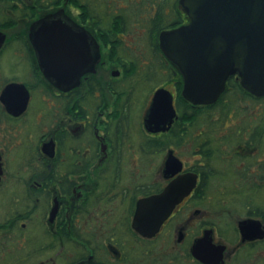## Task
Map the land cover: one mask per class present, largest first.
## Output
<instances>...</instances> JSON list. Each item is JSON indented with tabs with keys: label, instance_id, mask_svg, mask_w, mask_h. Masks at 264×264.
Here are the masks:
<instances>
[{
	"label": "flooded vegetation",
	"instance_id": "af4514ba",
	"mask_svg": "<svg viewBox=\"0 0 264 264\" xmlns=\"http://www.w3.org/2000/svg\"><path fill=\"white\" fill-rule=\"evenodd\" d=\"M171 1L0 0V264L13 254L15 264H264V106L256 103L264 97L250 93L256 104L245 118L196 115L221 98L187 101L180 69L167 64L166 84L141 101L128 82L136 71L119 61V44L149 59L154 52L139 43L158 38L161 50V33L189 24ZM160 10L172 19L155 35ZM89 36L97 63L83 60ZM107 63L115 67L103 77ZM84 65L71 87L48 76ZM160 89L172 93L176 115L151 131ZM187 176L196 183L160 230L138 232L140 202ZM206 234L207 263L195 254ZM24 246L31 252L19 261Z\"/></svg>",
	"mask_w": 264,
	"mask_h": 264
},
{
	"label": "water",
	"instance_id": "95a60500",
	"mask_svg": "<svg viewBox=\"0 0 264 264\" xmlns=\"http://www.w3.org/2000/svg\"><path fill=\"white\" fill-rule=\"evenodd\" d=\"M180 5L190 22L161 33L160 48L183 75L184 99L195 105L215 104L236 75L246 91L264 97V0H180ZM89 40L93 44L84 47L83 60L97 63L100 49L90 36ZM88 67L84 65L78 74L48 76L59 87H71ZM175 115L172 93L158 90L146 119L149 130L165 131ZM153 123L160 125L151 128ZM196 179L181 177L162 195L140 202L135 229L145 236L155 235ZM209 247L214 248L213 240L206 234L196 243L197 258L207 263L202 251Z\"/></svg>",
	"mask_w": 264,
	"mask_h": 264
},
{
	"label": "trees",
	"instance_id": "16d2710c",
	"mask_svg": "<svg viewBox=\"0 0 264 264\" xmlns=\"http://www.w3.org/2000/svg\"><path fill=\"white\" fill-rule=\"evenodd\" d=\"M166 5H169L171 2L166 3ZM171 5V4H170ZM172 6V5H171ZM163 8L165 6L163 5ZM166 9V8H165ZM165 9H163L165 11ZM171 10V9H170ZM160 10L158 14L156 15V22L154 23V34L157 35L162 29L166 28L169 24V19H172V17H166L165 14H163ZM171 11L175 12V9L172 8ZM153 17V14H152ZM181 19V17L179 18ZM156 40H154V45L152 43H139L141 46L139 47L141 50L145 51H153L154 57L149 59H141V58H134L132 54L130 53L131 49L133 48H127L124 44L120 45V51L123 52L124 58L119 59V61H122L125 64V67L127 68H133L135 72L134 80L128 81L133 84L134 86L139 88L142 86H153L164 84L166 82L165 79L167 78L166 74V65L174 67V70H177V68L174 66V64L169 61L163 54L159 55V43ZM149 45V48H146L145 46ZM118 50V49H117ZM162 56V57H161ZM144 67V71H138V68ZM166 84V83H165ZM182 87V84L179 85ZM256 99L248 92L246 91L241 83L236 80V78H230L227 84V90L222 95L220 101L213 106L212 108H206L203 107L201 110H197L196 115H210V116H221L225 119L230 118L231 116H244L247 117L250 114H252V108L256 103L262 104V107L264 106V100H261L260 102H256ZM256 102V103H255ZM185 109V108H184ZM191 114V113H190ZM264 115V113H263Z\"/></svg>",
	"mask_w": 264,
	"mask_h": 264
},
{
	"label": "rangeland",
	"instance_id": "374dc122",
	"mask_svg": "<svg viewBox=\"0 0 264 264\" xmlns=\"http://www.w3.org/2000/svg\"><path fill=\"white\" fill-rule=\"evenodd\" d=\"M164 2L169 3V2H171V0H164ZM114 67L115 66L113 64L107 63L106 67H104V69H102V76L103 77L107 76V72H104L105 70H108V73L110 74V71L113 70ZM154 88L155 87H153V86H151V87L150 86H142V87H139V90L137 91V95H139V98L143 96V99L141 101H144L145 96L147 94H149L150 92H152V90ZM106 95H107V97L108 96L110 97V95L108 93H106ZM139 103L137 104V108L138 109L136 110V112L134 111L133 114H136V115L139 114V109H140ZM9 246H10V249H11L10 250V253L12 255L15 252V250L18 248V246H17L16 243H11ZM20 248H22V251L20 252V255L17 256V258L19 257L18 260L19 261L20 260L23 261V259H26L27 258V255L31 252V250L28 247H26V246L20 247ZM25 248H28V249H25ZM13 256H14V254H13ZM13 256L12 257L11 256L10 257H6V259H5L6 262H4V263L5 264H15L16 263V260L15 261L12 260V259H14ZM52 257H54V254H53Z\"/></svg>",
	"mask_w": 264,
	"mask_h": 264
}]
</instances>
